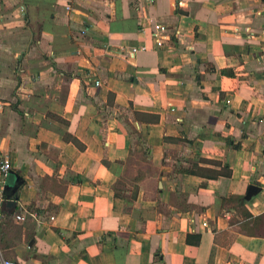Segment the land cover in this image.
Listing matches in <instances>:
<instances>
[{
	"label": "crops",
	"instance_id": "1",
	"mask_svg": "<svg viewBox=\"0 0 264 264\" xmlns=\"http://www.w3.org/2000/svg\"><path fill=\"white\" fill-rule=\"evenodd\" d=\"M262 3L0 0V256L264 264Z\"/></svg>",
	"mask_w": 264,
	"mask_h": 264
},
{
	"label": "built area",
	"instance_id": "2",
	"mask_svg": "<svg viewBox=\"0 0 264 264\" xmlns=\"http://www.w3.org/2000/svg\"><path fill=\"white\" fill-rule=\"evenodd\" d=\"M70 4L67 7V10L71 11L73 5H76L79 0H69ZM262 14L264 15V0H262ZM168 32L166 26L157 24L154 27V38L156 45L158 47L164 46V35ZM144 50L143 48H134L132 49V55L135 56L138 52ZM97 85H100L99 82L96 83ZM5 103L0 100V111L4 108ZM12 169L11 160L9 157H0V173L4 179H6ZM6 201V194L4 188L0 185V206ZM18 221H24L23 216H17ZM0 264H19L17 261L6 259L0 256Z\"/></svg>",
	"mask_w": 264,
	"mask_h": 264
},
{
	"label": "trees",
	"instance_id": "3",
	"mask_svg": "<svg viewBox=\"0 0 264 264\" xmlns=\"http://www.w3.org/2000/svg\"><path fill=\"white\" fill-rule=\"evenodd\" d=\"M75 143H77L76 141H74ZM81 180V179H80ZM79 180V181H80ZM6 194V197H7V193ZM224 200V204H228V205H231L234 201H237L239 203L240 206H245L242 204V197H231L229 199H223ZM233 207V206H232ZM231 207V208H232ZM245 216L250 219V220H253V221H260L262 224H264V216L263 217H260V218H254L252 215H250L249 213H245Z\"/></svg>",
	"mask_w": 264,
	"mask_h": 264
},
{
	"label": "water",
	"instance_id": "4",
	"mask_svg": "<svg viewBox=\"0 0 264 264\" xmlns=\"http://www.w3.org/2000/svg\"><path fill=\"white\" fill-rule=\"evenodd\" d=\"M261 192V188L256 186V185H252L249 187V190L246 194V196L244 197V201L249 202L253 199V197L257 196L259 193ZM10 207L12 206H16V202H9L8 203Z\"/></svg>",
	"mask_w": 264,
	"mask_h": 264
}]
</instances>
